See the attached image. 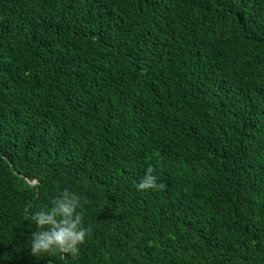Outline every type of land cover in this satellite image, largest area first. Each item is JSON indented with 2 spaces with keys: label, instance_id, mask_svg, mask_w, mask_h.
Instances as JSON below:
<instances>
[{
  "label": "trees",
  "instance_id": "1",
  "mask_svg": "<svg viewBox=\"0 0 264 264\" xmlns=\"http://www.w3.org/2000/svg\"><path fill=\"white\" fill-rule=\"evenodd\" d=\"M0 264H264V0H0Z\"/></svg>",
  "mask_w": 264,
  "mask_h": 264
},
{
  "label": "clouds",
  "instance_id": "2",
  "mask_svg": "<svg viewBox=\"0 0 264 264\" xmlns=\"http://www.w3.org/2000/svg\"><path fill=\"white\" fill-rule=\"evenodd\" d=\"M154 168L149 166L144 177L136 185L137 190H162L166 186L153 175ZM81 197L67 189L51 201V206L30 211L28 218L33 222L35 231L28 238L30 254L37 260L42 254L56 255L66 259L76 258L80 245L86 242L91 229L83 226V215L77 209L82 207Z\"/></svg>",
  "mask_w": 264,
  "mask_h": 264
}]
</instances>
